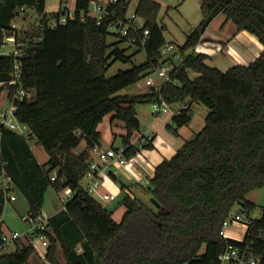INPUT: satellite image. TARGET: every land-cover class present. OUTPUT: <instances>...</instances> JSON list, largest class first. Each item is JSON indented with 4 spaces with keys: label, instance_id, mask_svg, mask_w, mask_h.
I'll return each mask as SVG.
<instances>
[{
    "label": "trees",
    "instance_id": "obj_1",
    "mask_svg": "<svg viewBox=\"0 0 264 264\" xmlns=\"http://www.w3.org/2000/svg\"><path fill=\"white\" fill-rule=\"evenodd\" d=\"M134 1L120 0L113 7L117 17L126 20ZM136 1L134 11L145 20L150 35L144 48L139 43L134 46L144 49L147 61L108 78L115 61L129 62L131 57L117 47L122 41L108 42L110 20L99 26L92 17L80 19L91 0H76L77 18L53 30L18 29L14 24L24 13L21 9L43 15L46 0H0V53L10 35L25 43L19 57L21 82L35 93L33 100L19 102L16 111L18 122L29 129L28 137L0 125V170L3 166L13 178L34 217L43 209L50 187L57 193L67 187L74 192L49 221L51 264H60L59 246L65 264H216L229 245L259 253L264 248V210L260 218L251 219L256 204L247 195L264 187V51L248 66L226 72L208 66L206 55L188 52L221 14L264 46V0H198L202 20L179 49L182 62L171 73L173 83H166L160 95L170 106L189 100L206 106L209 113L202 131L156 167L148 192L160 208L127 196L118 204L126 212L116 222L114 209L104 208L80 186L89 150L101 146L98 128L105 117L112 114L113 120L123 123L124 154L132 159L141 150L130 143L141 129L136 107L158 98L151 91L121 95L165 62L160 53L166 30L158 23L161 5L155 0ZM13 62V57L0 55V95L5 90L9 97L13 93ZM191 73L197 77L191 78ZM192 119L188 106L173 117L175 128L167 125V129L177 134ZM29 139L44 148L49 156L46 164L38 162ZM83 141L85 150L76 154ZM142 148L154 146L150 142ZM54 171L57 178L52 182ZM0 205L1 213V194ZM237 205L252 220L242 243L221 235L223 223ZM34 253L30 247L5 253L0 264H26Z\"/></svg>",
    "mask_w": 264,
    "mask_h": 264
},
{
    "label": "built area",
    "instance_id": "obj_2",
    "mask_svg": "<svg viewBox=\"0 0 264 264\" xmlns=\"http://www.w3.org/2000/svg\"><path fill=\"white\" fill-rule=\"evenodd\" d=\"M119 1L120 0H91L88 12L85 14V11H82L80 19L84 21L85 16L92 17L96 20V23L99 26L104 24L106 20H110V23L108 24L109 32H111L114 28L119 29L124 33L123 39L126 40L127 44L136 45V43H139L141 47L144 48L150 35L149 28H145V20L137 16L135 11L131 13L126 20L117 17V13L113 10V7H115ZM29 10L31 9H21V11L25 14H27ZM76 18L75 9L73 11L61 9L55 13L45 12L43 15L39 16L34 28L41 30H53L59 26H65L69 21H73ZM13 27H16V25H13ZM4 43V46L7 44L12 48L11 53L4 54L1 50L0 55L14 58L10 79L12 85L14 86V90L11 97L8 95L10 108L2 109L0 111V125L6 129L24 135L23 133L18 132L21 125L16 118L18 103L22 101H31L35 98L34 91L25 89L21 82L23 73L19 57L24 54L25 43L22 42V40L18 41L15 35L8 36ZM173 50V45L164 44L160 49V53L165 62L159 67L153 68L147 76L143 77L135 84L138 89L146 90V92H154L158 96V98L152 102V109L157 115H160L161 113H169L170 105H168V103L163 99L160 92L166 83H173L171 73L174 71L176 66L170 65V60L166 58V55L173 52ZM178 55L180 56L181 64L183 58L180 54ZM155 75L157 76L156 80L154 79ZM152 141L153 135L147 136L145 139H142L141 145ZM83 142L86 148V142ZM125 151V147H121L119 149H103L100 146H95L91 148L89 150V157L87 160L88 169L80 181L81 188L91 196L93 194H97L103 185L104 179L113 176L116 177L117 171L112 169L113 165L118 168L127 167L129 165V159H127L124 154ZM56 178L57 172L54 171L51 174V181L54 182ZM0 194L4 198V206L17 200V190L13 178L6 172L3 166H1L0 170ZM58 194L60 195V202L63 204L62 209H64L66 204L73 198L74 192L71 188L67 187ZM115 199L116 196L114 195H109L106 198L107 201ZM51 217L52 216L47 215L43 209L36 217L31 214L24 216L22 220L25 222L26 227L23 232L12 231L10 229L8 230L5 227L3 218L0 217V255L9 253H4V251L8 249L10 245H13L15 247L14 252L20 251L25 247H30L35 251V253H40V255L47 260L48 249L51 245L49 239V221ZM251 219L244 213H238L233 217L230 215L223 223L221 235L227 239L229 235L226 232V228L230 225L238 224L242 227L241 231H245L243 240L237 241L242 243L251 225ZM262 237H264V235H262ZM216 264H264V248H262L259 253H255L248 247L245 248L242 246L229 245L219 256Z\"/></svg>",
    "mask_w": 264,
    "mask_h": 264
},
{
    "label": "rangeland",
    "instance_id": "obj_3",
    "mask_svg": "<svg viewBox=\"0 0 264 264\" xmlns=\"http://www.w3.org/2000/svg\"><path fill=\"white\" fill-rule=\"evenodd\" d=\"M161 5V12L158 17V23L161 26H166V30L164 31V38H165V44L166 45H173L174 50L173 52H170L166 55V58L170 60V65L179 66L180 65V56L179 49L185 44L187 40V36L190 35L191 31L196 28L199 23L202 20V14L200 11V7L197 0H156ZM138 1H134L131 5L130 11L131 13L134 12V8L136 7ZM60 0H46V12L48 13H55L58 12L59 9L65 10L68 9L70 11H73L75 0H68L66 4H61L60 7ZM130 13V14H131ZM39 19V13L35 9L29 10L27 14L21 13L20 16H18L14 20V24L17 25L18 29H25L30 28L31 26L34 28L36 25V21ZM215 25V24H214ZM211 27L209 36L213 37L214 32L217 28L219 29L220 25H215ZM112 36L108 39L109 43H114L115 41H122L118 42L117 47L121 50H126V55L128 57H131V61L126 62L122 60L115 61L114 64H112L111 68L109 69L107 73V77L111 78L114 75H116L119 71H126L129 69H132L135 66H139L144 64L147 61V55L144 49L136 47L134 45L127 44L124 40V33L120 31L119 29H112L111 32ZM2 52L4 54H9L12 52V48L10 45H5L2 48ZM133 53H135L134 56H131ZM231 60L229 56H225V54H218V57L215 58V61H211L209 63L212 66H217L223 71H228L225 68L229 67V65H233L231 63ZM197 76L196 73L191 74V78H195ZM154 79H157V76L155 75ZM146 93V90H140L135 85L121 91V95L125 96H136ZM8 91L5 90L0 95V111L2 109H8L10 108V102L8 99ZM185 103H179L175 105H171L169 107V113H161L157 116L155 114L154 110L152 109V102L145 103V104H139L136 107V113L137 117L139 118L141 122V129L140 131L134 133L132 139L130 140V143L136 142L138 140L139 144H142V139H145V137L150 135H157V140L155 142V147L153 149H145V150H153L155 153H157L160 150V140L162 136L164 137L165 141H167L168 138L174 139L176 136L175 133L171 130L167 129V125H171L174 129V123H173V117L176 114H179L177 111L184 110ZM189 107H191V111L194 116V120L192 122L193 127L196 129V134L189 138L188 140H192L197 134H199L203 127H201L204 123L205 125V117L206 114L209 112V109L200 104V103H193L188 104ZM192 105V106H191ZM157 116V117H156ZM114 115L112 116L111 120L109 118L104 120V123L100 126V131L102 133V144L106 147L109 146V144H112L115 146L116 149L121 148V146L124 143V135H126V129L124 128V125L119 120H113ZM156 118V119H155ZM167 119V121H165ZM201 128V129H198ZM186 130V129H184ZM18 132L23 133L27 137L29 136V129L24 126L20 125V128ZM159 140V141H158ZM29 144L31 146V149L33 150L34 155L36 158L41 162L46 164L49 160V156L44 150L43 147L39 146L37 142L34 139H29ZM85 150L84 142L81 143V145L76 149L75 153H82ZM179 150V149H178ZM176 149V151H178ZM143 151V150H141ZM164 155L165 157H171V154L161 153V155ZM149 185H144V190L137 189L136 194L140 198L141 201L145 203H151V197L148 192ZM60 195L54 190L53 187H50L45 199L44 204V212L47 215H52L54 213H57L58 211H61L63 208V204H61ZM248 199L251 200L256 204V209L251 216L253 219H257L261 216L263 210H264V187L254 190L250 192L247 195ZM124 198V193H120L117 197V202L119 203ZM17 202L16 203H8L4 208L2 209V212L0 214V217L3 218L5 227L12 231H19L23 232L25 231L26 224L22 220L24 216L28 215V203L26 198L20 193L17 192ZM112 207V206H111ZM110 207V208H111ZM116 206L114 208L113 212V219L116 222H120L122 220V216L125 212L123 207L117 208ZM241 213L240 207L237 205L232 210L231 216H235L236 214ZM227 234H231L233 237H227L229 240L233 241H241L244 238V232H242L239 229H236L235 226L230 225L226 228ZM15 250V247L13 245H10L8 249L4 251L13 253ZM57 258L60 261L61 264H65V258L63 256V252L61 250V247L57 251ZM26 264H49V262L44 259L40 253L36 252L34 253L30 260Z\"/></svg>",
    "mask_w": 264,
    "mask_h": 264
},
{
    "label": "crops",
    "instance_id": "obj_4",
    "mask_svg": "<svg viewBox=\"0 0 264 264\" xmlns=\"http://www.w3.org/2000/svg\"><path fill=\"white\" fill-rule=\"evenodd\" d=\"M67 2H68V0H67ZM60 3H61V0H60ZM198 4L200 7L199 1H198ZM75 6H76V0H75V4H74V9H75ZM60 7H61V4H60ZM59 10H61V9H59ZM214 24L215 25L218 24L220 26H219L218 30L216 28L213 37H211V36H209V34H210L211 27ZM263 51H264V46L258 40V38L256 36H254L253 34H251L250 32H248L246 30L239 31L237 29V26L232 21H227L226 16L221 14V15L217 16L213 20V22L210 24V26L207 28L205 34L202 37L201 42L194 49L190 50L188 52V54H194V55L204 54V55H206L208 57L206 60V64L208 66H211V67H214V66L210 65L209 63H211V61L214 62L215 58L218 57V54H220V53L225 54V56H229V58L231 59L229 61H231V63L233 64V65L230 64L229 67L225 68L226 70H228L229 68H232L235 66H240V65L248 66L249 64L254 62L260 56V54ZM215 68L221 70L222 72H225L217 66H215ZM191 74H190V76H191ZM183 103L186 104L184 106V109H186L189 106L188 104H190L189 100H186ZM177 112L180 113L181 111H177ZM207 114H206V116H207ZM112 116L113 115L110 114V115L106 116L105 119L109 118L111 120ZM138 120H139V118H138ZM193 120H194V116H193V119L189 125L184 126L177 131V134H175L176 136L174 137V139L167 137V141H165L164 137L162 136L160 143H159L161 151H158L157 153H155L153 150L143 149L142 148L143 145H140L138 140L136 142H132V145L138 146L143 151L140 150V152L137 154L136 157L129 159V165L127 167L118 168L115 165H113L112 169L114 171H117V175H116L117 180H115L112 177L104 179L103 185L99 189L98 193L93 194L91 197L97 203L102 205L104 208L105 207L110 208L112 206L111 209H114L116 206H118L119 203H116V202H117V197H118V195H120V193H124V198L128 196V197L132 198L133 200H140V198L136 194L137 189H141V190L145 191L146 189H144V185H149L150 181L154 178L156 167L158 165H160L164 160L171 159L180 149L183 148L185 142L189 141L188 139L193 137L196 134V129L192 125ZM165 121H167V119ZM139 122H140V120H139ZM103 123H104V121H103ZM140 124H141V122H140ZM203 126H204V123L201 127H203ZM100 127L101 126H99V128H98L99 131H100ZM184 129H186V130H184ZM198 129H201V128H198ZM124 136H126V135H124ZM153 137L154 138H153L152 143L155 145V142L158 138H157L156 134H154ZM84 146H85V144H84ZM100 147H102L103 149L115 148L113 143L109 144L108 147L104 146L102 144V140H101V146ZM121 147H124V143ZM176 149L177 150L179 149V150L176 151ZM162 152L166 153V154H171L172 156L168 157V158L165 157L163 154L160 156V154ZM77 154H79V153H77ZM38 162L42 165L44 164V163H41L39 160H38ZM122 187H124V188L122 189ZM18 194H20V193H18ZM109 195L116 196V199L112 200V201H107L106 198ZM45 199H46V195H45ZM17 200L13 203H16ZM10 204H12V203H10ZM44 204H45V202H44ZM120 207H123L125 212H126V209L123 205L118 206V208H120ZM28 210H29V206H28ZM58 212H60V211H58ZM57 213H54L50 216H53ZM233 226H235L236 229L242 230L241 229L242 227L238 224H235ZM243 232H245V231H243ZM229 236L233 237L231 234H229ZM59 248H60V246L58 247V249ZM49 264H51V263L49 262Z\"/></svg>",
    "mask_w": 264,
    "mask_h": 264
},
{
    "label": "water",
    "instance_id": "obj_5",
    "mask_svg": "<svg viewBox=\"0 0 264 264\" xmlns=\"http://www.w3.org/2000/svg\"><path fill=\"white\" fill-rule=\"evenodd\" d=\"M150 201L153 205H155L156 208H160V204L154 198H152Z\"/></svg>",
    "mask_w": 264,
    "mask_h": 264
}]
</instances>
